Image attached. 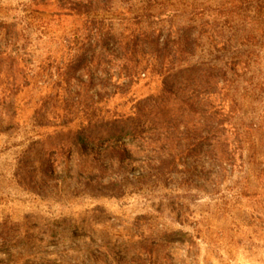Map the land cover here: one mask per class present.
Segmentation results:
<instances>
[{
    "label": "rangeland",
    "instance_id": "374dc122",
    "mask_svg": "<svg viewBox=\"0 0 264 264\" xmlns=\"http://www.w3.org/2000/svg\"><path fill=\"white\" fill-rule=\"evenodd\" d=\"M0 264H264V0H0Z\"/></svg>",
    "mask_w": 264,
    "mask_h": 264
},
{
    "label": "trees",
    "instance_id": "16d2710c",
    "mask_svg": "<svg viewBox=\"0 0 264 264\" xmlns=\"http://www.w3.org/2000/svg\"><path fill=\"white\" fill-rule=\"evenodd\" d=\"M68 9V10H67ZM67 9H65V10H67L69 13H68V15L69 16H78V17H81V8H76V7H70V8H67ZM172 14H174V13H172ZM172 14H170V15H172ZM163 15H166V13H163ZM154 15H148V17L149 18H152ZM155 18H160V16L159 15H157V16H155ZM89 20H90V23L91 24H93V26H95L97 23H99V24H103V21H99V22H96L97 21V17L96 16H94V18H89ZM104 25V24H103ZM102 25V26H103ZM94 30H97L96 32H98L99 30H100V28L99 29H97V28H95V29H92V32L94 31ZM100 32V31H99ZM81 33H79V34H77L76 35V38L77 39H80L78 36L80 35ZM101 34V33H100ZM110 36H112V31L111 30H109L108 31V33H107V36L106 37H110ZM126 58V57H125ZM77 64V63H76ZM121 136H123L121 133H117V134H115L114 135V137H121Z\"/></svg>",
    "mask_w": 264,
    "mask_h": 264
}]
</instances>
